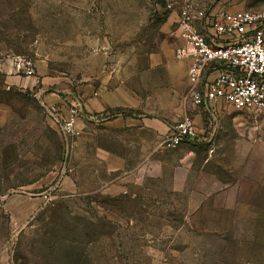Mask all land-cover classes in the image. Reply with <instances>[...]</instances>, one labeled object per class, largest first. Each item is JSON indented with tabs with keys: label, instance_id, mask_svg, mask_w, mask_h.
I'll return each mask as SVG.
<instances>
[{
	"label": "rangeland",
	"instance_id": "obj_1",
	"mask_svg": "<svg viewBox=\"0 0 264 264\" xmlns=\"http://www.w3.org/2000/svg\"><path fill=\"white\" fill-rule=\"evenodd\" d=\"M185 2L231 10L264 4L0 0V264H264V110L233 112L207 168L226 186L185 201L106 174L29 89L45 87L68 104L84 99L85 87L122 85L163 101V72L148 66L163 65L157 58L172 49ZM27 58L33 76L24 74ZM13 75L30 83L12 86ZM176 99L172 91L170 115Z\"/></svg>",
	"mask_w": 264,
	"mask_h": 264
},
{
	"label": "crops",
	"instance_id": "obj_2",
	"mask_svg": "<svg viewBox=\"0 0 264 264\" xmlns=\"http://www.w3.org/2000/svg\"><path fill=\"white\" fill-rule=\"evenodd\" d=\"M174 23L176 39L172 49L157 58L163 65L148 66V69H161L163 72V79L158 82L164 91L163 101L156 102L154 94H136L122 85H101L95 92L85 87V98L81 101L76 96L72 101L69 98L68 104L46 93L45 87L36 85L29 89L34 97H42L46 102L57 105L64 114L71 105L78 106L82 115L74 120L77 131L75 143L80 144L82 140L85 152L99 163L106 174L118 180L131 181L142 190L147 188L155 192L166 189L174 194H183L185 201L206 200L217 188L226 186V183L214 180L207 168L213 158L211 153H217L214 144L222 137L220 133L234 123L233 112L236 109L224 101L207 109L185 98L190 61L186 58L170 59L183 44L176 31V15ZM213 75L211 73L209 77ZM28 80L29 77L13 75L9 83L25 89L30 83ZM172 91L177 99L170 115ZM143 95L148 97L146 101L142 100ZM184 114L193 118L197 137L184 140L175 148H164L160 143L163 134ZM151 184L160 187L153 189ZM128 185L131 184L125 182L121 187L127 189Z\"/></svg>",
	"mask_w": 264,
	"mask_h": 264
},
{
	"label": "built area",
	"instance_id": "obj_3",
	"mask_svg": "<svg viewBox=\"0 0 264 264\" xmlns=\"http://www.w3.org/2000/svg\"><path fill=\"white\" fill-rule=\"evenodd\" d=\"M176 31L183 44L175 55L190 61L186 95L194 105L211 109L224 101L236 110H264V4L228 11L185 2L176 11ZM23 67L24 74L34 75L32 59H24ZM43 104L61 133L73 137L77 107L62 116L55 104ZM196 137L193 118L184 114L160 143L170 149Z\"/></svg>",
	"mask_w": 264,
	"mask_h": 264
}]
</instances>
